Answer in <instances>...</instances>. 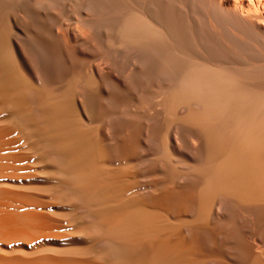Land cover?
Listing matches in <instances>:
<instances>
[{"label":"bare ground","instance_id":"obj_1","mask_svg":"<svg viewBox=\"0 0 264 264\" xmlns=\"http://www.w3.org/2000/svg\"><path fill=\"white\" fill-rule=\"evenodd\" d=\"M0 264H264V0H0Z\"/></svg>","mask_w":264,"mask_h":264}]
</instances>
